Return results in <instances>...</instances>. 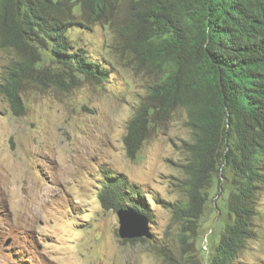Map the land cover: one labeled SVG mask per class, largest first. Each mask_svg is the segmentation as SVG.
I'll use <instances>...</instances> for the list:
<instances>
[{
    "label": "trees",
    "instance_id": "trees-1",
    "mask_svg": "<svg viewBox=\"0 0 264 264\" xmlns=\"http://www.w3.org/2000/svg\"><path fill=\"white\" fill-rule=\"evenodd\" d=\"M87 23L108 25L115 48L156 76L121 135L127 157H136L154 117L185 110L191 133L182 180L186 199L169 205L178 239L197 233L208 190L224 177L225 220L206 262L233 264L254 236L264 186V0H0V48L15 56L4 68L0 94L14 116L25 111L22 84L62 89L81 77L105 80L107 67L70 37ZM101 172L102 208L151 220L147 192L122 172ZM137 240L144 238L122 243Z\"/></svg>",
    "mask_w": 264,
    "mask_h": 264
},
{
    "label": "rangeland",
    "instance_id": "rangeland-1",
    "mask_svg": "<svg viewBox=\"0 0 264 264\" xmlns=\"http://www.w3.org/2000/svg\"><path fill=\"white\" fill-rule=\"evenodd\" d=\"M70 37L107 67L104 81L81 77L62 89L22 84L21 116L11 113L0 94V264H170V258L175 264H207L225 220L228 191L220 194L226 180L215 178L197 233L178 239L169 205L186 199L182 180L191 133L185 110L176 108L164 120L154 117L147 140L130 159L121 135L156 76L115 48L108 25L87 23ZM14 58L0 48V82ZM103 169L124 173L149 194L150 238L122 243L117 211L102 208L97 199ZM151 195L166 203H155ZM256 209L254 236L233 264H264V186Z\"/></svg>",
    "mask_w": 264,
    "mask_h": 264
},
{
    "label": "water",
    "instance_id": "water-1",
    "mask_svg": "<svg viewBox=\"0 0 264 264\" xmlns=\"http://www.w3.org/2000/svg\"><path fill=\"white\" fill-rule=\"evenodd\" d=\"M116 214L119 223L118 235L120 238L130 239L151 237L148 227V219L144 215L132 210H118Z\"/></svg>",
    "mask_w": 264,
    "mask_h": 264
}]
</instances>
